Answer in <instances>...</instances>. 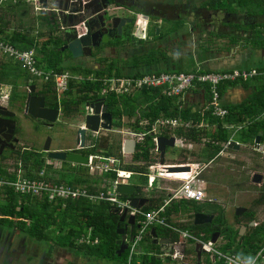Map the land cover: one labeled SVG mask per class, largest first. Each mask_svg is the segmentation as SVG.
I'll use <instances>...</instances> for the list:
<instances>
[{
    "label": "trees",
    "instance_id": "16d2710c",
    "mask_svg": "<svg viewBox=\"0 0 264 264\" xmlns=\"http://www.w3.org/2000/svg\"><path fill=\"white\" fill-rule=\"evenodd\" d=\"M260 2L262 4V0H260ZM13 38L15 37H8L9 40H13ZM257 42L261 43L258 44L264 47V40L260 39ZM44 43L41 47H38L37 44H35L37 52L41 51L40 53L42 54L41 58H37V63L38 65H40L41 62H44L45 64L42 68H45L46 70L52 68L56 72L68 70L72 75H77V73L87 75L91 74V72L95 75V80L85 79L84 81L77 82L75 78L69 79L68 89L65 93L72 95H69L70 98H68V100L66 98L61 99V104L64 109L63 111L67 114L73 110H77L76 104L102 96L105 99L108 109L113 112L114 117L117 118V126L121 125V119L123 118L122 114H127L129 112L127 114L128 116L133 115V112L138 105H143V108L141 110L139 109V118L137 117V120L140 118H146L149 120L150 124L157 117L162 115L167 117H179L184 121L190 120L192 122V126L179 127L175 130V133L177 136L183 137L187 141L199 143L203 140V153H205L203 156L207 160L205 162L213 159L222 149L221 143L228 140L230 132L224 127L225 123H242L245 120H249L250 123L247 124L239 135L240 139L242 141H252L256 135H259L261 139L264 138V117L258 119V116L264 112V68H257L262 75L255 76L254 78L259 79L263 84L260 87V90L257 91L258 94L256 93L249 102L243 104L240 108L225 107L228 112L224 117L220 118L211 115L208 110H205L203 113L193 112L189 108L179 110L175 106L172 97L164 95L161 88H143L135 90L136 92H132L133 94L130 93L119 96H116L113 93L101 95L100 92L102 82L100 79L102 77H110L111 75L120 76L121 73L118 70L112 72V68H107L108 72H105L103 69L90 70L89 68H83L80 66H70L66 68L61 62V52H56L55 50L46 51ZM23 45L24 48L34 45V40L29 39V42H26ZM138 59L142 60L146 64L158 61L157 53L154 51L147 52L144 56H141ZM138 59L137 62L139 61ZM195 69L196 68L185 69L184 71L190 72ZM201 71L203 72V69H201ZM47 85L51 86V83ZM221 87L222 86L220 85L218 87L220 95ZM46 90L51 91V88H46ZM207 94H209V92ZM53 98L55 99L54 94ZM135 102L138 104L136 105ZM50 105L58 107L56 99L53 100V102L51 101ZM202 120L206 123L215 125L214 130L209 132L206 130L205 126L199 127L197 124ZM149 127V125L146 126L147 129ZM133 128L137 130L140 129L137 125V121L136 125H133ZM146 136L143 143L140 145L137 144L138 150L134 156L135 160L141 159L146 161L149 159V149L153 146V142L151 136ZM91 151L94 150L91 149ZM18 157L22 160L25 169H28L27 175L31 177L34 176V172L38 171L42 167L44 162L42 157H40L37 153L35 154L32 150H25L23 153L18 154ZM215 159H213V161ZM147 163L148 161H146L142 166L127 165L126 168L143 172L145 171ZM1 172L2 170L0 168V173ZM75 181L88 182L87 178H76ZM3 192L4 194L2 197L4 199L3 201H0V224L6 223L9 226H15L16 228L24 230L28 235H31L38 240H51L53 243L62 247L76 248L80 251L83 250L85 253L96 252L99 253L98 255L101 253L106 258L117 257L116 251L118 250V245L116 244V239L119 237L117 234V223L119 217L116 212L110 210L111 205L109 202H91L85 198H79L76 200H66L63 206V202L61 201L49 202L46 198L39 199L30 195H21L15 193L10 187H4ZM137 194H141L139 190H136L134 193V195ZM161 200H163V197L150 199V203L144 205L142 210L148 211L158 205ZM254 202L255 204H264V192L260 194ZM34 205H39V209H35ZM192 210L194 212L214 214V218L211 223L201 225L194 224L193 220H191L189 224H175L173 222H169L181 230H187L192 235L201 237L203 240H208L213 230L222 229V233H225L224 239L226 240L223 249H232L239 255L247 256L249 254H255L258 250L264 247V222L250 227L249 231L242 236H238L237 229L234 230L228 226L223 227V219L220 212L221 210L217 204L213 202L197 203L195 201L180 200L179 202L172 203L171 207L167 209V214H170L172 211L188 212ZM244 215L250 219H254V211L251 209H247L243 216ZM67 217L70 218L69 223L66 221ZM51 226L54 227L52 228ZM120 226H123V224L121 223ZM88 228H91V238L97 237L98 243L76 244L75 240L77 237H79L82 233L87 232ZM50 231L51 233L55 232V235L57 236L51 237ZM156 232L158 235L169 237L174 241L179 239V234L168 227H157ZM237 237L239 238V241L236 240ZM149 242H152L151 239H149ZM149 246L155 248L157 247L153 243H149ZM121 256H124L126 259L127 251H124ZM143 256L146 258L143 259L141 264H147L148 262L151 264H162L161 261L154 255H147L146 253ZM262 264H264V261Z\"/></svg>",
    "mask_w": 264,
    "mask_h": 264
},
{
    "label": "built area",
    "instance_id": "2783aa9c",
    "mask_svg": "<svg viewBox=\"0 0 264 264\" xmlns=\"http://www.w3.org/2000/svg\"><path fill=\"white\" fill-rule=\"evenodd\" d=\"M28 2L33 4V8L36 11H40L42 6L40 0H0V4L3 2L19 3ZM141 19H138L135 25H138ZM84 22L75 25L78 35L85 32ZM144 22V21H143ZM137 28V26H136ZM145 27L143 26V31ZM9 57L12 60L19 63L20 67L27 72L33 78L39 79L44 83H51L52 88L55 90L57 97H61V93L68 89L69 79L75 78L69 72H56L53 69H43L37 63L36 52L33 48L23 49L19 48L12 42L0 38V57ZM260 72L255 69L249 71L234 69L231 71H201L200 67L194 71L184 72H159L151 74H141L133 76H110L101 78L102 88L101 95L113 93L116 95L130 94L138 89L159 87L164 95L172 97L179 96L188 90L197 87H204L209 92L208 100L205 104V109L210 111L211 115L217 117H224L227 114V109L221 104V95L218 87L221 82L227 80H234L236 78L244 79L250 78L254 75H258ZM207 86V87H206ZM208 88V89H207ZM64 91V92H63ZM4 96H1V99ZM6 98V97H5ZM86 112L88 108L85 106ZM144 125H148L147 120L141 122ZM147 129L146 132L138 131H123L116 130L121 134L128 133L131 135L136 143H143L145 136L150 134L155 144L153 158L155 160H149L145 171H133L124 168V161L115 155H106L100 151L87 154L88 161L85 164L87 168L92 171L102 172L101 184L93 186V189L86 187V185H72L69 183L62 184L55 182L48 177L47 167L45 164L38 170L35 176L31 177L25 174L24 167L21 162H17L16 166L8 169L7 173L14 175V178L2 177L0 175V193L3 192L4 187H10L15 193L21 195H30L39 199L46 198L49 202L63 201V206L66 200H76L79 198L88 199L91 202L106 201L111 205V209H114L119 215L126 212L127 217L133 215L135 217V224L138 225L135 228L133 237L127 241V259L128 264L131 261L135 253L140 252V243L152 227H168L169 229L177 232L180 238L191 239L194 242L201 243L203 253L209 255L210 264H262L264 261V254L262 247L255 254H249L247 256L239 255L237 252L231 249L221 250L215 242L210 239L203 240L201 237H196L189 233L187 230H181L171 224L166 216V206L172 200H193L198 202H212V198L206 194V188L201 187L204 183L201 180L199 174L204 167H207L209 162H193L187 161L181 164H161L158 160L157 138L160 129L172 128V127H189L192 126V122L182 121L177 118L159 117L155 119ZM201 126V125H198ZM183 137L174 136V147L181 150L189 149L192 146V141L186 142ZM89 145L87 147H91ZM122 154L123 151H122ZM173 166H188V170H170L169 167ZM170 172V173H169ZM181 172V173H179ZM186 172V173H184ZM182 175L176 178L169 176L168 174ZM113 175L110 180L107 175ZM141 176L144 181V187L138 186V190L150 191L152 188L164 189L167 191V197L164 198L160 204L143 211L142 208L132 207L130 199L122 197V194L118 192L119 184H127L133 176ZM183 175H185L183 177ZM98 177V176H97ZM99 178V177H98ZM177 181L179 185L166 186L158 182L160 180ZM109 183L110 189L103 190L106 184ZM98 187L100 190H98ZM174 241L170 244L172 251L164 252L161 257H170L172 259L183 258L184 254L181 252V239ZM77 243L84 244H97L98 238H91L89 235H81L76 240Z\"/></svg>",
    "mask_w": 264,
    "mask_h": 264
},
{
    "label": "flooded vegetation",
    "instance_id": "af4514ba",
    "mask_svg": "<svg viewBox=\"0 0 264 264\" xmlns=\"http://www.w3.org/2000/svg\"><path fill=\"white\" fill-rule=\"evenodd\" d=\"M105 3H108V12L114 16H121L123 18L122 22L124 23L121 28L120 35L117 34V29H113L111 32L113 37H110L107 42L100 44L101 41L95 40L100 46L92 47V52L90 55H81L77 58H82L75 61L74 66L80 67H88L86 62L89 63H98L97 59L101 57L104 58V55L95 52H101L105 50V52L110 53L106 56L107 64H112L116 59L117 52L131 50L134 46L135 38L134 34L136 32V21L142 18V15H145L147 18H142L144 21V37L142 40L148 39L149 31H152L151 41L152 43L149 46V50L156 52L160 56L158 60V64L165 66L166 68H176V69H191L198 67H210L214 66L217 63L223 61L228 54L233 55L238 52L244 40L242 39H252L254 35H258L257 32L264 31V27H262V21L259 20L263 14L259 12L250 11L248 9L249 2L248 0H103ZM259 9L257 5L256 10ZM41 13V12H40ZM51 14V13H50ZM53 17V15H52ZM99 18H96L91 22V25L95 27H91L92 31H99L101 34H105L106 30L101 27H97V23ZM52 23L56 24L54 28L55 32H49L51 34V39L49 40L47 46L49 50L55 51H67L61 50L65 45L62 40L61 32L59 24L54 22V18L52 19ZM107 23L111 28V17H107ZM121 23L120 20H115L114 24L119 25ZM85 27V26H84ZM90 30V29H89ZM90 30V31H91ZM42 32H44L41 29ZM45 33V32H44ZM53 34V35H52ZM156 36V37H154ZM156 38V39H155ZM140 39V38H139ZM247 42V41H246ZM263 47L262 45H260ZM151 47V48H150ZM99 54V56H97ZM223 56H226L223 58ZM131 58V57H130ZM92 61H87V60ZM109 59V60H108ZM109 61V62H108ZM119 61V60H118ZM121 61H125L122 60ZM116 63V61H115ZM14 67V66H13ZM16 69V67H14ZM27 74V73H26ZM23 75L26 77L18 83L16 88L14 85L5 86L7 89L2 90V80L0 78V117L8 118V120L4 121L2 125H0V159H6V156L9 153H15L18 158L17 160H21L18 157V154L23 153L25 150H32L35 154H39L42 157V153L48 155V152L43 150L44 144L49 139V150L57 151L56 148H52V137L50 135L43 136L41 148L33 149L26 145L20 144L22 132V125L20 121V116H28L29 114L25 113V100L29 95L40 96L44 98V106L48 108L58 109L57 120L61 119V115L64 114L67 117L66 121H61L62 124H68V129L71 131L73 129V125L70 121V117L73 116L70 113H65L61 104V97H57L55 90L48 86L49 83L35 82L36 78H29L27 75ZM95 76V75H94ZM103 78V77H102ZM41 83V85H40ZM48 87H45L44 85ZM31 86H33V90H31ZM46 88H51V91H47ZM2 90V91H1ZM53 94L55 96L56 102L59 105L58 107H54L50 105V102L55 100L53 98ZM4 96L1 99V96ZM116 95V94H115ZM119 96V95H116ZM6 97V98H5ZM61 101V102H60ZM84 106H85V102ZM61 105V107H60ZM5 110H10L14 112V115L10 118L7 117L3 112ZM86 112V109H85ZM61 114V115H60ZM77 114V113H76ZM85 114V113H84ZM9 119L14 121V127H12L13 133L10 132ZM39 120L43 125L52 128L55 124L48 123L45 120ZM83 124V119L81 125ZM80 124L75 127V144L74 147L71 148V151L78 152L80 150H84L87 148L89 142H86V138H84V145L80 147L77 144V128L81 126ZM11 129V130H12ZM119 130V129H116ZM105 132V131H104ZM102 132V134L104 133ZM117 133V132H116ZM94 145L98 147L102 144L99 139H95ZM63 150V151H70ZM62 151V150H61ZM22 161V160H21ZM65 161V160H62ZM1 164H5L2 162ZM238 207V206H237ZM236 207V208H237ZM235 208V211H236ZM247 210V209H246ZM245 210V212H246ZM206 213V212H203ZM209 214V213H206ZM236 214V212H235ZM244 213H242L243 216ZM214 217V216H213ZM245 217L244 223H239L237 229L238 236L239 228L242 224L246 225V229L252 227L253 225H249V223L254 219H250ZM213 220V219H212ZM212 222V221H211ZM206 222V223H211ZM205 224V223H204ZM7 228L5 229L3 224H0V251L5 253H13L16 256H19L21 253H25L26 251V236H21L22 230L16 228L15 226H9L5 224ZM157 228V227H155ZM219 232L217 240L219 238L224 239L225 233H222V229L213 230L211 232ZM247 231L245 230V233ZM244 233V234H245ZM158 235V234H157ZM18 239L16 240V238ZM163 238L162 236H159ZM211 237V235H210ZM216 240V241H217ZM188 240H185L181 244H184ZM219 241V240H218ZM217 241V242H218ZM237 241L239 239L237 238ZM158 245V244H156ZM182 246V245H181ZM163 247V245H162ZM194 247V253L189 255L194 261L193 264H205L202 261L203 252L200 253L198 258L197 251ZM184 252H183V251ZM183 253H185V247L181 249ZM32 256V255H31Z\"/></svg>",
    "mask_w": 264,
    "mask_h": 264
},
{
    "label": "crops",
    "instance_id": "0c3cea01",
    "mask_svg": "<svg viewBox=\"0 0 264 264\" xmlns=\"http://www.w3.org/2000/svg\"><path fill=\"white\" fill-rule=\"evenodd\" d=\"M23 2H19V3L3 2V3L0 4V38L6 39V40L12 42L13 44H15L16 46H18L19 48H23V49L33 48L35 50V52H36L37 58L38 57L41 58L42 57L41 56L42 54L40 53L41 51H38L37 52V50L35 48L36 47L35 44H37L38 47H41L43 45V43L45 42L44 44L46 46V51H49V47L47 46V44H48V42H49V40L51 39L52 36H51V34L49 35V32L50 31L44 33V32L41 31V28L37 25V24H39L40 21L43 22V20H41L39 18V15L42 13L43 18L45 20H48L51 23H52L53 17H52V14H50L49 12L44 13L42 11H36L33 8L32 9L33 10V13H34L33 16H32V14L29 15L28 18H26L27 19V23L24 24L23 20H25V19L22 16L21 11L19 9H15V8H17L18 5L22 4ZM63 2H65V1L63 0ZM25 3H28V2H25ZM258 3L261 4V2H258ZM29 19H30V21H29ZM259 20L262 21V23H261L262 25L261 26L264 27V13L260 17ZM257 33H259V32H257ZM13 36L15 37V38H13V40H9L10 38L8 39V37H13ZM29 39H33L34 40V45H31V46H28L27 48H24V45L23 44H25L26 42H29ZM260 39L261 40H264V31L260 32L257 35V40L259 41ZM133 40H134L133 42L135 44H134L133 48H131V49H134V47L137 46L139 49H142V51H140L139 53H135V52L132 53V52H130V50L123 51V52L120 51L119 53L117 52L116 58L119 61L117 63L107 64V62H106L107 61L106 56L109 55L110 53L103 52L100 56L104 55V59L105 60H102V62H98L96 64L95 63L93 64V63L86 62V65L88 67H83V68H89L90 70H102L103 69V70H105V72H108V69L107 68H112V72H115V71L118 70L121 73L120 76H133V75H136V74L137 75H141V74H151V73H159V72H163V71L164 72H166V71H169V72H177V71H184L185 70V69H176V68H166V69L160 70V69H157V68L152 67L153 64H156V63L158 64V61L155 62V63H149V64L144 63L142 60H140L138 58H140L141 56H143V54L145 55L146 52H147V50H149V46L152 44V43H150L151 37H149L146 40H142L141 38L139 39V38H136L135 37V38H133ZM242 40H244V41H242L243 42V45H242L241 49L238 52H236L233 55H229L228 54L227 57L226 56H223V58L224 57H226V58L223 61H221L220 63H217L214 66L213 65L210 66V67H202L201 66L200 69H203V70H206V71H219V72H221V71H231V70H234V69L249 71L251 69L257 70V68H264V47H261L259 45L261 43H259V42L252 43L251 42V39H242ZM141 45H143V46H141ZM253 49H256L258 51V55L260 57V60L259 61H263V65L262 66L256 67L254 65V62L255 61H252V63H251V61L248 60L249 57L252 55V52L251 51ZM150 51H152V50H149V52ZM60 52H62V51H60ZM133 54H135L133 56V58L136 61L134 59H133V61L130 59V57H132ZM60 56L62 57V61L61 62H62V65H64V67L68 68L70 66H74V65H70V64H67L66 65V63H67L66 61H68L67 60L68 58H65L63 56V54H61ZM97 56H99V54H97ZM122 58L125 61H121ZM5 59L10 60L11 63H12L11 64V63H9V62L6 61V65L7 66H12V67L14 66L15 67V65H17L16 69L14 68V70H10L9 73L5 72L4 69H3V66H4L3 61ZM77 59L79 60V59H82V58H77ZM137 59L139 60L138 62H137ZM85 60H87V59H85ZM87 61H92V60L90 59V60H87ZM159 65H161V64L159 63ZM19 69L22 70V71H24L20 67V65H19L18 62L12 60L9 57H5V56H1L0 57V78H1L2 83H3L2 87H1L2 90L3 89L6 90L7 88L5 86H9V85H14V88H16V86L18 85V83L21 82V80L23 78H24V80L26 79V77L23 76L25 74H22L19 71ZM43 69H45V68H43ZM49 69H52V68H49ZM65 71L69 72L68 70H65ZM62 72H64V71H62ZM25 73H27V72H25ZM69 73L71 74V72H69ZM75 75L76 74H73L72 76L76 77ZM80 75H83V74H80ZM87 75H89V74H87ZM93 75H94V73H93ZM259 75H262V73L260 72L258 75H254L253 77H250V78L249 77L248 78H244V79L243 78L242 79L236 78L234 80H227V81L221 82L220 83V86H222V87L220 89H221V104H222V106L223 107H226V108H240V107L243 106V104L249 102L255 96V94L257 93V91L260 90V87L263 85L262 82L259 79H254L255 76H259ZM111 76H115L116 77V75H111ZM29 78H31L32 80H34L32 76H29ZM34 81L35 82H42L39 79L34 80ZM40 85H41V83H40ZM44 86L45 87H48L47 85H44ZM149 88L151 89V88H159V87H149ZM134 92H136V91H134ZM207 93L208 92L206 91V89L204 87H201L200 86V87H197V88H193L191 90H188V91H186L185 93H183V94H181L179 96H172V100L174 101L175 106L179 110L185 109V108H189L193 112L203 113L206 110L205 109V104H206V102L208 100V96H209V94H207ZM69 95L71 96L72 94H66L65 93L64 96H63V98H66L68 100V98H70ZM135 104L137 105L138 103L135 102ZM76 105H77L76 106V109L77 110H73L70 113L71 115H74V114L80 112V109H79L80 108L79 107L80 105L79 104H76ZM60 107H61V105H60ZM142 108H143V105H141V106L138 105L136 107V109L134 110L133 115H131V116H128L127 115L129 112L127 114L123 113L122 114L123 118L121 119V125L119 127V130L146 132L147 131L146 126H148L150 124L149 120L146 119V118H142V119L140 118L139 120H137V117L139 118V113H138V112H140L139 109L141 110ZM84 110H85V106H84ZM11 112H13V111H11ZM125 117L127 118L126 120H125ZM159 117H167V116H163L162 115V116H159ZM159 117H157V118H159ZM262 117H264V112H262L258 116V119H260ZM21 118H22V116H20V121H21ZM167 118H177L179 120H182L179 117H172V116H168ZM33 119H35V118H33ZM143 120H147L149 122V124L148 125L142 124L141 122ZM37 121H39V120H37ZM136 121H137V125L140 128L139 130L133 128V125L134 124L136 125ZM182 121H184V120H182ZM188 121L191 122L190 120H188ZM184 122H186V121H184ZM248 123H250L249 120H245L242 123L241 122H239V123H230V124L225 123L224 127L230 132V135H229V138H228V140L226 142H222L221 143L222 144V149L213 158V159L216 158L214 161H216L217 158H219V156L222 155L224 152H227L229 150H237L238 151L242 145L251 144L252 146L256 147L254 141H255L256 136H259V135H256L253 138L252 141L251 140L250 141H242L240 139V136L239 135H240L241 131L247 126ZM21 125H22V123H21ZM80 125H81V123H80ZM197 125H201L199 127L205 126L206 127V130L209 131V132L213 131L214 128H215V125H212L210 123H206L204 120L200 121ZM179 127H172V128L160 129L159 134H158V137H160V136L167 137V138L168 137H171V136H173V137L174 136L179 137L175 133V130L178 129ZM211 128H213V129H211ZM114 132H116V130ZM21 133H23V131ZM117 133L121 135V138H120V140L118 139V141H117L118 144H119V150H118V152L116 154H112V153H109L108 152L109 151L108 150V146H109V144L111 142L110 136L108 135V133H106L108 135V141L103 140L101 146H99V149H98V147H96V144L94 146L87 147L86 148L87 150L93 149L94 151H90V152H87L85 154H90V153H93L95 151H100V152H102L103 154H106V155H115V156H118V157H120L124 161V168H126L127 165H141L142 166L146 161L155 160V158H153V156L155 155L153 153V148H155V144L154 143H153V146L149 149V159L146 160V161L141 160V159H139V160H135L134 159L135 153L138 150L137 144H139V143H135V148H134V152L133 153H131V154H129V153L128 154H125V153L122 154V144H123V140H124V138H127V136L129 134L128 133L121 134L119 132H117ZM148 135L151 136L150 134H148ZM21 138H23V140H24V136L23 135H21ZM151 139H152V137H151ZM230 141L237 142L239 144V147L237 149L233 148V146L228 147V144H229ZM152 142H153V140H152ZM94 143H95L94 141H90L89 142V145H93ZM260 144H261L262 148L264 149V138L261 139V137H260L259 145L258 144L257 145L260 146ZM72 146L73 145H69L68 146L66 144L65 146H62V147L60 146V147H57V148L55 147V148H56V150H70L71 148H73ZM168 147L169 146H167L165 148V152H164V163L181 164V163L187 162L186 160H180V161H177L176 160L175 162L173 160L172 161L167 160L166 157H165V153H166ZM172 147H174V146H172ZM174 148H176L178 150H181V149H179L177 147H174ZM183 151L184 150L179 151L178 154H182ZM79 153H81V152H79ZM178 154H177V156H178ZM130 156L132 158V161L131 162H125L127 160L126 158H128ZM177 156L174 159H176ZM213 159L208 160V162L211 163L213 161ZM157 160L160 162V151L158 153ZM17 162L18 161L16 160L12 164V166L11 165H8L6 163L5 164H1L0 163V168L2 170V172L0 173V175L2 177L14 178V175H12L11 173H7V172H8V169H11V168L15 167L16 164H17ZM19 162L22 163L21 160ZM65 163H67V161H62L61 163H59L57 165H54L51 162H45V163H43V165L45 164L46 166H48V169H47V172L49 171L48 172V177L51 180H55L56 179V176L55 175H57V173L54 174V172L59 171V167L61 165L62 166L63 165L65 166ZM68 163L70 164V167H66V168H68L67 169L68 172H70V173H82V174L85 175V177H76V178H87V180H90V181H91L90 178H94V179L97 180V181L93 182L90 186L89 185H86V187H88L90 189H93V186H97L98 185L97 183L100 180L101 176H98L99 178L97 176L91 177L86 172H82L81 171L82 168H84V167L87 168V166L85 164L71 163V162H68ZM22 166H23V163H22ZM23 169H24L25 174L27 175L28 169H25V167ZM127 169H130V168H127ZM130 170H132V169H130ZM63 171H65V170H63ZM36 172H38V171H36ZM202 173L203 172H201L199 174V176L203 179ZM58 174L61 175L60 171H59ZM34 176H35V174H34ZM134 177H135V179H133ZM138 178L143 179L141 176H136L135 175L130 180L127 181V184L129 183V184H134V185L138 186L135 183V180L138 179ZM73 181H74L73 179H69V180H66V181L64 180L65 183H69V184H72V185H83V184H81V183H83V181H81L80 184H78V182H73ZM55 182H61V181L55 180ZM204 182H205V180H204ZM84 183L87 184L86 181ZM153 190H157V188H152V189H150V191L149 190L148 191L152 193ZM139 191H140V193L143 192V190H139ZM3 194H4V192H1L0 193V197L1 198H3L2 197ZM134 196H137V197H140V198H145L147 200V202L145 203V205L150 203V199H158L159 197H161V196L153 195L150 198H148L145 194L144 195H142V194H137V195H126V194H122V197H126V198H129V199L131 197H134ZM166 197H167V192L165 193V196H163V199L166 198ZM209 197H211V196H209ZM180 200H186V199H180ZM180 200H172L166 206V212L165 213H166V216L168 218V221L173 222L175 224L183 223V222H177V221H174L173 220V217H177L179 215V213H181V211H179V212L172 211V212H170V214H167V209L169 207H171L172 203L179 202ZM187 201H193V200H187ZM195 202L200 203L198 201H195ZM209 203H212V202H209ZM110 210H113L114 211V209H111V207H110ZM188 213L189 214L190 213L193 214L192 217H194V214L196 212H194L192 210V211H188ZM117 216L119 217L120 215L117 213ZM263 222H264V220L262 222H260L259 224H261ZM81 235H89L91 237V228H88L87 232L82 233ZM26 236L30 237L31 240L35 241V237H32L31 235H28V234ZM162 237L164 238L166 236H162ZM220 239H222V238H219L218 240H220ZM36 240H38V239H36ZM76 240H75V242H76ZM38 241H42V240H38ZM217 241H215V243H217ZM192 242H194V240H192ZM141 243H144V248L145 249H147V250L148 249H152V251L151 252L149 250L147 252L146 251H143L142 250V247L140 246V253L138 254V255H140V259L136 262L137 264H141V262L143 261V259L146 258V257L143 256L146 253H147V255H154V256H156L161 261L162 264H164V262L169 263L168 260L169 259H172L170 257H166V258H164V260H162L163 257L160 256V255H162L164 253L162 250H165L166 251V248H167L168 244H163V247L160 246V245H158L160 247L161 251H162L161 253H159L158 251L154 252L156 250L155 247L149 246V243H152V242H149V239H148L147 236L144 238V240L141 241ZM225 243H226V240L224 239V241L222 242V244H225ZM45 244L47 245V247L50 245V247L47 248V249H45V251H43L44 249H40L39 250V246H37L36 241L34 242V245L36 246L35 249H36L37 252H36V254H33V256L34 255L35 256H40V258H39L40 261L41 260L47 261V259H49L48 258L49 257L48 255L51 252H53L52 255L55 257L54 254H56V253H59L60 254V252H59L60 250L65 251L64 258L67 259V264H81L80 263V260H86L87 262L91 260L89 257H87L88 256L87 254H90V253H85L83 250L80 251V250H77L76 248L62 247V246H60L58 244L53 243L51 240L50 241H45ZM76 244H77V242H76ZM154 245H156V244H154ZM181 249H182V247H181ZM33 251H34V247H33ZM40 253H41V255H40ZM2 255H4L5 258L8 260V262L5 263V264H11L13 260H15V262H13L12 264H15V263H19L20 262V259L24 255V253H21L19 256H16L13 253L1 252L0 257ZM52 255L50 256V261L52 260L51 259L52 258ZM208 258H209V264H210L211 262H210L209 255H208ZM180 259H182V258H180ZM172 260H174V259H172ZM175 261L180 262L181 260L178 259V260H175ZM181 262H183V260ZM97 263L100 264L99 261H97ZM114 263L115 262L113 261V263H111V264H114ZM116 264H119V263H116ZM122 264H125V263L122 262ZM147 264H151V263L148 262Z\"/></svg>",
    "mask_w": 264,
    "mask_h": 264
},
{
    "label": "rangeland",
    "instance_id": "374dc122",
    "mask_svg": "<svg viewBox=\"0 0 264 264\" xmlns=\"http://www.w3.org/2000/svg\"><path fill=\"white\" fill-rule=\"evenodd\" d=\"M258 1L260 2V0H248L249 5H248V9L250 11H257L260 14L264 13V0H262V4L258 3ZM257 5L259 6V9L256 10ZM15 9H19L22 13V16L24 17L25 20H23L24 24L27 23V19L29 15L32 14L33 16V4L32 3H25L23 2L22 4L18 5L17 8ZM39 18L42 21L39 22V24H37L44 32H52L54 33L55 30L53 27L56 26V24L49 22L48 20H45L42 16V13L39 15ZM30 21V19H29ZM55 22V19H54ZM149 36H152V31H149ZM156 37V36H154ZM156 39V38H155ZM257 40V36L256 34L254 35V37H252L251 42L252 43H256ZM145 43V42H144ZM143 46V45H141ZM140 51H142V49H139L137 46L134 47V49H131L130 52L132 53H139ZM103 52H105V50L101 51V52H95V53H99L102 54ZM147 52H149V50H147ZM146 52V53H147ZM252 55L249 57V61H255L254 65L256 67L262 66L263 65V61H259L260 57L258 55V51L256 49H253L252 51ZM61 54H63V56L65 58H68L66 61V65L70 64V65H75V61H77V58H74L71 56V54L68 51H64L63 53L61 52ZM135 54L132 55V57L130 58L133 61V56ZM144 56V54H143ZM161 55L158 56L157 54V59L160 58ZM156 57V55H155ZM102 60H105L104 58L101 57V59H97L98 62H102ZM109 60V59H108ZM6 61L11 63L10 60L5 59L3 61L4 66L3 69L5 72L9 73L10 70H14V67L12 66H7L6 65ZM116 63L118 62V59H115ZM115 61H113V63H115ZM109 62V61H108ZM12 64V63H11ZM41 65L44 66V62H41ZM6 66V67H5ZM41 66V67H42ZM15 67H17V65H15ZM152 67L163 70L166 69L165 66L159 65V64H153ZM19 71L22 74H26L24 71L20 70ZM27 75V74H26ZM78 75V76H77ZM75 80L77 82L79 81H84L85 79H89V80H95V76L91 73L89 75H80L79 73H77ZM29 76V75H27ZM64 92V91H63ZM121 95H127V94H121ZM61 96H63V93H61ZM80 112L77 114H74L73 116H71L69 119L73 125V129L71 131H69L68 129H70L66 124H62L61 121H66L67 117L64 116V114H60L61 115V119L57 120L54 124V126L52 128H49L45 125H43L40 121H37L36 119H33L32 117H28V116H22L21 118V123H22V131H23V136H24V140L23 138L21 139V143L28 147L31 148H35V149H39L41 148V144H42V139L43 136L45 135H50L52 137V148L55 147H62L65 146L66 144L69 145H73L72 147H74L75 144V127L81 123L82 119H83V115L85 113L84 110V103H80ZM23 120V121H22ZM120 126L117 125H113L114 129H119ZM213 129V128H211ZM26 130V131H25ZM108 135L110 136V144L108 146V152L112 153V154H116L119 150V144H118V139L120 140L121 135L114 132V131H110L107 132ZM85 138H86V142L88 143L89 141H92L93 139L91 138V133L89 131H87L85 133ZM189 142V141H186ZM203 147H204V141L201 140V142L199 143H195L192 142V146L189 149H186V151L184 150L182 152V154H178L179 151L174 147H168L167 151L165 153V157L167 160L170 161H180V160H186V161H193V162H204L207 161L206 158L203 156ZM254 148V149H253ZM91 150H80L78 152L81 153H87L90 152ZM264 149L262 148L261 144L260 146H252L251 144H246V145H242L240 147V149L237 150H229L227 152H224L222 155L219 156V158H217L216 161H212L211 163H209L207 165V167H204L202 170V177L205 180V182L203 184H201V187L206 188V194L208 196H211L212 202H214L215 204H217V206L219 207V209L221 210V215H222V219H223V227L228 226L229 228H232L235 230V228L238 227L239 223L243 222L246 220L244 216H242V214L240 215H236L235 214V208L237 206H242L245 207L246 209H251L254 211V224L258 225L260 222H262L264 220V204H255L254 200L257 199L260 194H262L264 192ZM178 154V156H177ZM203 157H202V156ZM16 154L15 153H9L6 156V159L1 160L0 159V163L5 162L8 165H11L18 159L16 158ZM177 156L176 159H174ZM16 158V159H15ZM42 159L44 160L43 163L45 162H51L54 165H57L59 163H61L62 161L60 160H56V159H51L48 158V155L45 153H42ZM127 160L125 162H131L132 158L131 156L126 158ZM19 161V160H17ZM46 166V165H45ZM32 167V166H31ZM48 169V166H46ZM66 167H70V164L67 162L65 163V166L61 165L59 167V171L61 173H59V171L54 172V174L57 173L56 179L55 180H59L61 181L60 183L65 184L64 180H69V179H73V182H77L75 181L76 177H85L84 174L82 173H70L68 172V168ZM65 170V171H63ZM82 172H86L87 174H89L91 177H95V176H103L102 172H96L94 170L90 171L88 168H82L81 170ZM49 172V171H48ZM261 173L263 176L262 182L257 184V183H253L251 181V177L254 173ZM37 172H34V174H36ZM170 173V172H169ZM181 173V172H179ZM186 173V172H184ZM53 174V173H52ZM88 175V176H89ZM169 176H172L174 178L178 177V176H182V175H174L173 173L168 174ZM185 175H183L184 177ZM106 177H108V179L110 180L111 178H113V175H107ZM90 180H88L87 184L86 183H81L83 185H91L93 182L97 181L94 178H90ZM135 179V177L133 178ZM201 180H203L202 178H200ZM54 180V181H55ZM160 180V179H159ZM203 180V181H204ZM101 180L98 181L97 184H100ZM134 182V181H133ZM135 183L139 186L144 187V181L141 178H138L135 180ZM78 184H80V182H78ZM165 185L166 186H175L177 187V185H179V182L177 181H170V180H160L158 182V185ZM108 188V190L110 189L109 183L106 184V187L103 188V190H106ZM98 190H100V188L98 187ZM163 191V192H162ZM167 191L162 189H158L157 190H153V192H147L144 191L141 193L142 195H146L148 198H150L153 195H157V196H165V193ZM4 198L0 197V201H3ZM61 201V200H60ZM57 202V201H56ZM63 202V201H61ZM35 209H39V205H34ZM67 222L69 223L70 218H66ZM174 221L177 222H183L184 224H189L191 222V220H193L192 214L188 213V212H181L179 213V215L177 217H173ZM3 224L4 228L6 229L7 226L5 225L6 223H1V225ZM252 226V227H253ZM52 228L54 226H51ZM50 227V229H51ZM222 228V226H221ZM250 227L246 229V231H249ZM53 232V231H52ZM245 233V231H244ZM243 233V234H244ZM53 234V235H52ZM27 233L22 230V234L21 236H26ZM50 236L51 237H56L57 235H55V232L51 233L50 231ZM180 238V236H179ZM238 238V237H237ZM18 239V237L16 238V240ZM181 240H184L185 238H180ZM239 239V238H238ZM26 252L24 253V255L21 257L20 262L19 263H15V264H67V259L64 258V254L65 251L60 250V254L56 253L54 254L55 257L52 255L53 252H51L48 256L49 259H47V261H40V256H33V254H36V246L34 245V242L36 241L37 246H39V250L40 249H44L43 251H45V249L49 248L50 245L47 247V245L45 244V241H38L35 238V241L31 240L30 237L26 236ZM56 240V238H55ZM180 240V241H181ZM237 240V239H236ZM192 241V240H191ZM191 241H186L185 242V253H184V257L182 259L179 260H183V262H177L175 260L169 259L168 262H164V264H193V259L189 256L192 255L194 253V247L192 246ZM224 241V239H220L216 244L217 246L221 249H223L224 244H222V242ZM140 246L142 247L143 251H152V249H145L144 248V243H140ZM33 247H34V251H33ZM53 251V250H52ZM158 251L159 253H161V249L160 247L157 245L156 250L154 252ZM236 252V251H235ZM140 253V252H139ZM139 253H135L134 256L132 257L131 261L129 262V264H137L136 262L140 259V255H138ZM1 254V251H0ZM99 253H90L87 254L91 260L90 261H86V260H80L81 264H98L97 261L100 262V264H111L113 263V261L119 264H122V262L127 263L128 264V259L124 256H117L116 258H106L103 254L100 253V255H98ZM32 255V256H31ZM41 255V253H40ZM52 255V260L50 261V256ZM47 256V255H46ZM59 256V257H58ZM164 260V259H162ZM178 260V259H177ZM202 261L205 264H209V258L208 255L203 253L202 255ZM8 260L5 258L4 255H2L0 257V264H5L7 263ZM15 262V260L12 261V263ZM11 263V264H12Z\"/></svg>",
    "mask_w": 264,
    "mask_h": 264
},
{
    "label": "water",
    "instance_id": "95a60500",
    "mask_svg": "<svg viewBox=\"0 0 264 264\" xmlns=\"http://www.w3.org/2000/svg\"><path fill=\"white\" fill-rule=\"evenodd\" d=\"M40 0L41 3V10L42 12L46 13L49 12L53 15V18L59 24L60 28L62 29L61 36L62 40L64 41L65 45L62 47L61 50H67L72 57L77 58L81 55H90L92 52V47L100 46L95 40L101 41L100 44H103L108 41L110 37H113L112 30L117 29V34L120 35L123 18L121 16L117 17L111 15L107 8L108 3H105L103 0ZM111 17V28L107 23V17ZM96 18H99L97 23L98 28L105 29V34H101L99 31H92L91 27H95L91 25V22L94 21ZM142 18H147V16L142 15ZM139 21L134 36L136 38H143L144 31L143 26L144 22L143 19ZM115 20H120L121 23L119 25L114 24ZM84 22V29L85 32L81 33L77 31L75 25L79 24L80 22ZM135 26V27H136ZM91 31H90V30ZM31 90H33V86H31ZM85 106L88 108V112H85L83 115V124L77 128V144L80 147L84 145V138L85 133L89 131L91 133L92 141H96L95 139H99V141H108L107 132L115 131L116 129L113 128V125H116L117 118L114 117L113 112L108 109L107 104L105 103V99L102 96H99L95 99L86 101ZM25 113L29 114L32 118L45 120L48 123H54L57 119L58 109L48 108L44 106V98L35 95H29L25 100ZM2 113V112H0ZM7 117H12L14 115L13 112L9 110H5L3 112ZM127 117V116H126ZM125 117V120L127 119ZM8 120V118L0 117V125L3 124L4 121ZM9 126L10 132L13 133L12 127H14V121L9 119ZM1 128V127H0ZM12 129V130H11ZM105 131V132H104ZM102 132H104L102 134ZM49 139L44 144L43 150L48 152V158L56 159V160H65L71 163H79V164H86L88 161L87 154H81L79 152L74 151H51L49 150ZM260 142V137L256 136L255 138V145L258 146ZM135 140L131 135H128L127 138H124L122 144V151L125 154H131L134 152L135 148ZM258 144V145H257ZM94 146V144H93ZM101 146V144H100ZM169 146H174V137H163L160 136L157 138V149L160 151V163H164V152L165 148ZM233 146V148L237 149L239 144L235 141H230L228 147ZM170 170H188V166H173L169 167ZM263 179L262 174L256 172L252 175L251 181L253 183H261ZM118 192L121 194L126 195H134L135 191L138 190V186L134 184H119ZM147 200L145 198H140L137 196L130 198V204L132 207L140 208L145 205ZM246 210L245 207L238 206L236 208V215H240L244 213ZM213 214H206L203 212H196L193 217V223L196 225H201L206 222H211L213 219ZM123 226H120V224ZM254 221L252 220L249 225H253ZM138 225L135 224V217L133 215H129L127 217L126 212L120 214L119 220L117 223V234L118 239H116V244L118 245V250L116 254L120 256L124 251L127 249V241L131 240ZM246 229V225L242 224L239 228V235H243ZM219 232H214L211 234L210 240L215 242ZM149 238H151L152 243L158 244L162 246L163 244H168L170 242V238L164 237L160 238L157 235L156 228L152 227L150 232L147 234ZM181 247H185L184 244H181ZM195 249L198 254V258L200 253L204 252L201 248V243L195 242ZM193 246V244H192ZM172 249L170 248L169 251ZM183 251V250H182ZM181 251V252H182ZM184 252V251H183ZM199 264V263H198Z\"/></svg>",
    "mask_w": 264,
    "mask_h": 264
},
{
    "label": "clouds",
    "instance_id": "9594fccd",
    "mask_svg": "<svg viewBox=\"0 0 264 264\" xmlns=\"http://www.w3.org/2000/svg\"><path fill=\"white\" fill-rule=\"evenodd\" d=\"M76 78V77H75ZM67 91V90H66ZM65 91V92H66ZM65 92H64V94H65ZM55 94V93H54ZM200 203H209V202H200ZM148 237V236H147ZM149 238V237H148ZM149 239H151V238H149ZM185 240H188V241H191V239H185ZM185 240H181V243L182 242H184ZM175 241H177V240H175ZM174 242V240H170V242L168 243V246H167V248H166V251L165 250H162L163 252H169V250H170V244H172ZM192 242V241H191ZM192 243H195V242H192ZM172 251V250H171ZM183 253V252H182ZM184 254V253H183ZM169 257V256H168ZM180 259V258H179ZM174 260H177V259H174Z\"/></svg>",
    "mask_w": 264,
    "mask_h": 264
}]
</instances>
